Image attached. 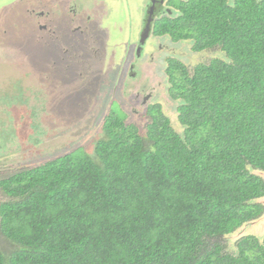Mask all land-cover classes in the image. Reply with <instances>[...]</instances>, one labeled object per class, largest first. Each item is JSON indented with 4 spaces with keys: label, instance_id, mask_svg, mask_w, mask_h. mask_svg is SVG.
<instances>
[{
    "label": "trees",
    "instance_id": "trees-1",
    "mask_svg": "<svg viewBox=\"0 0 264 264\" xmlns=\"http://www.w3.org/2000/svg\"><path fill=\"white\" fill-rule=\"evenodd\" d=\"M156 35L214 58L168 60L176 133L158 107L140 134L109 113L76 150L0 179V264H264V0L170 1Z\"/></svg>",
    "mask_w": 264,
    "mask_h": 264
},
{
    "label": "rangeland",
    "instance_id": "rangeland-1",
    "mask_svg": "<svg viewBox=\"0 0 264 264\" xmlns=\"http://www.w3.org/2000/svg\"><path fill=\"white\" fill-rule=\"evenodd\" d=\"M149 1L0 0V179L76 150L93 157L109 113L143 135L149 111L158 107L182 134L179 102L168 94L167 59L191 71L223 54L194 53L189 41L151 34L135 57ZM166 1L162 9L171 15ZM5 200L0 190V203ZM246 230L264 233L261 226L240 228L227 245ZM14 249L0 234V250Z\"/></svg>",
    "mask_w": 264,
    "mask_h": 264
},
{
    "label": "flooded vegetation",
    "instance_id": "flooded-vegetation-1",
    "mask_svg": "<svg viewBox=\"0 0 264 264\" xmlns=\"http://www.w3.org/2000/svg\"><path fill=\"white\" fill-rule=\"evenodd\" d=\"M155 1V3H152V2H154ZM161 0H150L149 1V3H148V6H145V10H144V17H143V26H142V30H141V32H140V35H139V39H138V41H137V43H136V55H135V57L137 56V57H139L141 54H143V53H141L142 52V50H143V46L145 45V43L147 42V40L150 38V36H151V34H153L154 36H156V37H167V36H159V35H156L155 34V31L158 29V21H159V19H161V18H164V17H166V16H170L169 15V12L167 11L168 9H162V6L164 5V3H165V0H163L164 2L163 3H161L160 2ZM168 2H169V0H167ZM166 1V2H167ZM173 11H175L174 9H172ZM150 11H152V17L154 18V17H156V21H155V18H154V23H153V28H152V31H151V33H150V35L144 40V42L141 44L140 43V39H141V34H142V31H143V29H144V25H145V19L146 18H148V12H150ZM45 12V11H44ZM48 12V11H47ZM41 17L43 16V13L42 12H40V13H38ZM161 15H164L163 17H161ZM172 15V14H171ZM40 29H45V26H41L40 27ZM72 32V31H71ZM149 48V47H148ZM127 49V48H126ZM134 48H132L131 50H133ZM126 52H128V51H126ZM150 56H148L147 58H149ZM168 60H170V59H167V64H168ZM171 60H174V59H171ZM176 61V60H175ZM103 62H104V59H102V60H100V59H97V63L98 64H103ZM119 63H121V62H119L118 61V63H116V64H118L119 65V68L120 67H123L125 64H119ZM166 68H167V65H166V67H165V70H166ZM165 70H164V74L166 75V72H165ZM146 100V98H144L143 99V102Z\"/></svg>",
    "mask_w": 264,
    "mask_h": 264
},
{
    "label": "water",
    "instance_id": "water-1",
    "mask_svg": "<svg viewBox=\"0 0 264 264\" xmlns=\"http://www.w3.org/2000/svg\"><path fill=\"white\" fill-rule=\"evenodd\" d=\"M160 2L163 3L164 1L161 0ZM152 3H155V1L152 2ZM167 11L170 12L169 10H167ZM151 15H152V11L148 12V18L145 19V25H144V29H143V31H142L141 39H140V43H141V44H142V43L144 42V40L150 35V33H151V31H152L153 23H154V18H153ZM253 203H260V204H263V205H264V198L256 199V200L253 201ZM263 217H264V215H263L262 217H260L257 221L242 226L241 229L244 228V227H248V228H255V227H260V226H261V227H264V223H263V222H261V223L259 224V222L261 221V219H262ZM258 224H259V225H258ZM261 224H262V225H261ZM239 230H240V229H238L237 231H239ZM260 230H261V229H260ZM249 232H250V230H246V231L243 233L242 236L249 235ZM261 234H262V233H260V234L258 235L259 238H261V237L263 236V235L261 236ZM263 234H264V233H263ZM250 235H252V234H250ZM242 236H239V237H242ZM239 237H238V238H239Z\"/></svg>",
    "mask_w": 264,
    "mask_h": 264
}]
</instances>
